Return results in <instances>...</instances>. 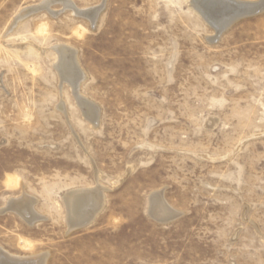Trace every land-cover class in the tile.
Listing matches in <instances>:
<instances>
[{
    "label": "rangeland",
    "instance_id": "obj_1",
    "mask_svg": "<svg viewBox=\"0 0 264 264\" xmlns=\"http://www.w3.org/2000/svg\"><path fill=\"white\" fill-rule=\"evenodd\" d=\"M57 47L74 52L79 88ZM82 190L102 207L70 228L66 197ZM154 193L174 219L150 215ZM23 195L33 224L1 212ZM0 249L264 264V10L218 35L190 0H0Z\"/></svg>",
    "mask_w": 264,
    "mask_h": 264
},
{
    "label": "bare ground",
    "instance_id": "obj_2",
    "mask_svg": "<svg viewBox=\"0 0 264 264\" xmlns=\"http://www.w3.org/2000/svg\"><path fill=\"white\" fill-rule=\"evenodd\" d=\"M212 2L213 0H190L192 9L199 16L201 14H199L198 9H202L205 11V9H207L209 7V4H211ZM239 2L243 3L244 1L243 2L239 1ZM42 6H45L44 3L40 7ZM32 10L34 9L32 8ZM261 10H264V2L257 7L256 11H261ZM29 13H30V9L24 11L21 14V16L18 17L17 20L24 19ZM226 17L227 16L225 17L222 16L219 21L222 22ZM56 51H58L57 53H59L60 55L59 56L60 60L56 67L60 71L63 80L67 81L68 83H70V85H72V87L77 89V87L80 85V81L83 80L84 76L79 72L74 52L66 47H57ZM66 202L69 210L70 228H75V229L84 226L85 224H88L91 218L93 217L92 213L94 212L97 213L99 208L102 207L101 206L102 198L100 194L97 193L96 190L95 191L82 190V191L72 192L67 195ZM35 204H36V199L29 197L27 195H23L18 199L9 200L7 207L4 208L1 212L4 213L7 211H13L16 214H18L20 217H22L23 220H26L29 224H33L37 220L42 219L35 212L34 209ZM173 214H174L173 210L166 205L161 193H154L151 196L150 215H152V217H154L156 220L158 219L159 221H164L167 223L168 221L174 219ZM47 259H48L47 253L35 255L33 256V258L26 259L22 257L9 255L0 249V264H46Z\"/></svg>",
    "mask_w": 264,
    "mask_h": 264
},
{
    "label": "water",
    "instance_id": "obj_3",
    "mask_svg": "<svg viewBox=\"0 0 264 264\" xmlns=\"http://www.w3.org/2000/svg\"><path fill=\"white\" fill-rule=\"evenodd\" d=\"M257 7L254 3H241L237 0H213L205 11L198 9V12L204 20L216 29L218 35H220L235 22L259 12L256 11ZM222 16L227 17L221 22L219 20ZM157 221L159 220L157 219Z\"/></svg>",
    "mask_w": 264,
    "mask_h": 264
}]
</instances>
